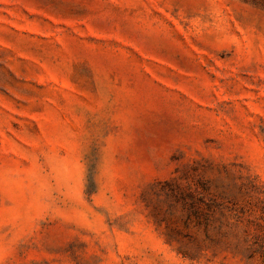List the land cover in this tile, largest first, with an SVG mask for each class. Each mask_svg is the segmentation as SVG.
Returning <instances> with one entry per match:
<instances>
[{
	"label": "rangeland",
	"instance_id": "374dc122",
	"mask_svg": "<svg viewBox=\"0 0 264 264\" xmlns=\"http://www.w3.org/2000/svg\"><path fill=\"white\" fill-rule=\"evenodd\" d=\"M0 264H264V0H0Z\"/></svg>",
	"mask_w": 264,
	"mask_h": 264
}]
</instances>
